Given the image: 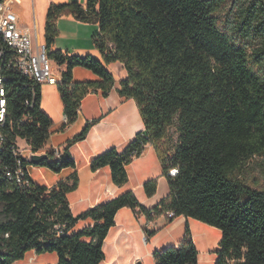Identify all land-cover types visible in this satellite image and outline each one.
Here are the masks:
<instances>
[{
	"label": "trees",
	"instance_id": "obj_1",
	"mask_svg": "<svg viewBox=\"0 0 264 264\" xmlns=\"http://www.w3.org/2000/svg\"><path fill=\"white\" fill-rule=\"evenodd\" d=\"M64 16L99 24L93 44L103 62L51 52ZM45 44L50 58L66 66L58 85L64 128L76 121L92 91L108 94L117 85L121 97L139 106L145 131L124 150L113 148L94 158L91 169L110 168L113 183L122 187L129 180L127 167L150 144L170 192L152 209L128 191L74 217L68 194L77 190L79 178L69 150L87 138L95 121L68 141L60 160L49 153L48 160L33 165L57 174L75 170L67 181L48 188L30 176L32 189L22 190L6 176V167L17 160L12 147L21 139L33 152L41 151L52 121L41 110L42 87L11 74L0 151V264H14L31 251L56 254L58 264H101L105 240L124 208L139 210L151 222L172 212L170 221L185 217L219 229L216 264H264V183L251 179L256 168L264 167V0H87L86 8L77 2L51 4ZM113 63L127 72L118 83L106 68ZM75 68L91 71L98 80L73 85ZM174 127L177 139L171 135ZM172 168L179 169L174 178L168 176ZM144 190L155 196L158 180L146 182ZM87 219L93 224L79 229ZM153 257L155 264H198L189 227L178 247Z\"/></svg>",
	"mask_w": 264,
	"mask_h": 264
},
{
	"label": "crops",
	"instance_id": "obj_2",
	"mask_svg": "<svg viewBox=\"0 0 264 264\" xmlns=\"http://www.w3.org/2000/svg\"><path fill=\"white\" fill-rule=\"evenodd\" d=\"M22 1V0H21ZM77 2L84 8L87 0H29L28 13L15 6L21 27L29 32L36 41L45 43V24L47 12L51 4H66ZM59 36L56 38L51 52L60 51L69 56H93L102 61L100 52L93 44L94 37L100 28L97 22L85 23L72 16H64L58 20ZM56 73L62 77L66 66L54 62ZM118 83L127 77V72L120 63L106 66ZM98 77L91 71L75 68L73 85L76 83L97 81ZM117 85L108 93L102 90L90 92L83 100L76 121L64 128L66 116L64 104L58 86L44 85L42 87L41 110L51 119V136L45 148H60L64 150L69 140L80 134L87 124L95 121L87 138L72 146L69 153L77 165L79 185L77 190L68 194V201L74 217H78L98 205L115 199L125 192L132 191L140 204L152 209L169 195V184L163 176V166L152 145H148L141 157L136 158L128 167V182L122 187L112 181L110 168H102L96 172L91 169L94 158L104 152L116 148L124 150L135 137L145 131V123L138 104L133 99L119 95ZM30 169V168H29ZM34 173L31 178L42 187L54 188L61 181H67L75 173L68 169L57 174L46 168L32 166ZM30 173V171H29ZM158 180V190L155 196L149 198L144 190L146 182ZM164 188L163 195H158ZM115 226L110 230L105 243V259L101 264H142L146 257L154 259L155 252L169 247H178L185 238L186 229L192 231L193 219L178 217L170 221L166 215L148 221L139 210L124 208L116 216ZM91 220L78 223L79 229L91 226ZM147 231L151 234L147 236ZM53 255V254H52ZM44 255L36 252L30 258L39 260ZM200 256V253H199ZM51 263L58 264V256L52 257ZM217 258L212 264H216ZM20 264V262L14 263Z\"/></svg>",
	"mask_w": 264,
	"mask_h": 264
},
{
	"label": "built area",
	"instance_id": "obj_3",
	"mask_svg": "<svg viewBox=\"0 0 264 264\" xmlns=\"http://www.w3.org/2000/svg\"><path fill=\"white\" fill-rule=\"evenodd\" d=\"M20 3L21 0L0 1V151L5 143L2 129L8 119L10 75L16 74L40 87L58 86L62 82V77L55 71L54 61L49 56L46 44L36 41L21 27L19 16L15 12V6ZM32 104L26 102L29 107H32ZM20 143H24L25 146L21 147ZM12 151L17 160L14 165L6 167V176L24 191L32 189L29 167L33 166L30 162L33 154L51 153L58 160L63 154L60 148L47 150L44 147L39 152H33L27 142L21 139H17ZM23 159H26L30 165L25 166ZM178 173V168H172L168 176L174 178ZM166 216L171 219L174 213L169 212Z\"/></svg>",
	"mask_w": 264,
	"mask_h": 264
},
{
	"label": "rangeland",
	"instance_id": "obj_4",
	"mask_svg": "<svg viewBox=\"0 0 264 264\" xmlns=\"http://www.w3.org/2000/svg\"><path fill=\"white\" fill-rule=\"evenodd\" d=\"M29 6V0H22L19 4L18 8L21 10H24L25 14L27 15L28 10L27 7ZM171 135L177 139L178 133L176 130V127H174L171 130ZM21 147H24V143H20ZM27 155V154H26ZM261 161V160H258ZM29 171L31 176L34 174L31 170L32 166L29 167ZM252 178H257L261 180L264 183V167L256 168L255 171L252 172ZM165 192L164 188H161L159 190L158 195H163ZM4 220V216L2 215V208L0 207V221ZM193 227L191 232V236L194 240V243L200 253L199 256V262L198 264H212L213 260L218 258L217 257V251L220 250V242L222 240V232L212 226H209L207 224H204L200 221L193 219ZM35 253V251H31L26 254L25 258L20 262V264H41V262H48L51 263L53 261V256L56 257V254H41L44 255L39 260H36V258H30L31 254ZM32 259V260H31ZM16 262V263H17ZM142 264H155V261L151 257H146L144 263Z\"/></svg>",
	"mask_w": 264,
	"mask_h": 264
},
{
	"label": "water",
	"instance_id": "obj_5",
	"mask_svg": "<svg viewBox=\"0 0 264 264\" xmlns=\"http://www.w3.org/2000/svg\"><path fill=\"white\" fill-rule=\"evenodd\" d=\"M48 159H49V156L47 154H33L31 156L30 162L33 165H39L40 163Z\"/></svg>",
	"mask_w": 264,
	"mask_h": 264
}]
</instances>
